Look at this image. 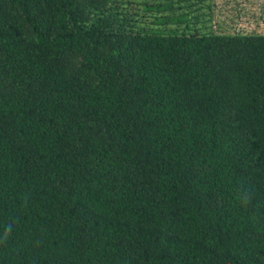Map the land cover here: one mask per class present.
Instances as JSON below:
<instances>
[{
    "label": "trees",
    "instance_id": "trees-1",
    "mask_svg": "<svg viewBox=\"0 0 264 264\" xmlns=\"http://www.w3.org/2000/svg\"><path fill=\"white\" fill-rule=\"evenodd\" d=\"M103 1L0 0V264H264V35Z\"/></svg>",
    "mask_w": 264,
    "mask_h": 264
},
{
    "label": "rangeland",
    "instance_id": "rangeland-1",
    "mask_svg": "<svg viewBox=\"0 0 264 264\" xmlns=\"http://www.w3.org/2000/svg\"><path fill=\"white\" fill-rule=\"evenodd\" d=\"M83 18L87 21L94 19L95 14L101 11L104 17H109L115 12L111 2L103 0H76ZM120 6L127 8L129 15L137 11L134 16V25L140 29H165L164 25L155 24L154 12H144V0H118ZM146 2V1H145ZM153 4H169L174 9L165 14L184 15L189 22V27L198 29L200 33L222 34L235 36L237 34L264 35V0H147ZM112 6V7H111ZM22 28L28 33L27 26L22 23ZM184 27V25H181ZM170 27V26H167ZM173 27V26H171ZM67 66L71 71L81 67L80 58L72 53L66 56ZM10 81V80H9Z\"/></svg>",
    "mask_w": 264,
    "mask_h": 264
}]
</instances>
